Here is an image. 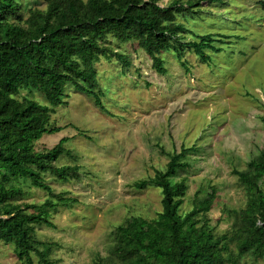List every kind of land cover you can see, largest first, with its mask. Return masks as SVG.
<instances>
[{
  "label": "rangeland",
  "instance_id": "374dc122",
  "mask_svg": "<svg viewBox=\"0 0 264 264\" xmlns=\"http://www.w3.org/2000/svg\"><path fill=\"white\" fill-rule=\"evenodd\" d=\"M172 1L161 0L159 5ZM21 2L25 19L31 9H46L40 0ZM195 10L193 19L179 20L195 34L223 40L213 43L220 52L207 49L210 58L202 62L187 50L186 67L173 52L164 53L168 72L163 76L136 43L111 40L131 65L124 69L114 59L97 64L106 110L69 90L66 105L51 118L53 127L64 130L35 143L40 152L69 138L65 147L71 155L56 165L79 167L78 177L67 182L42 174L54 194L73 201L52 214L55 228H35L36 239L47 244L49 258L57 264H95L98 259L119 264L114 254L117 227L133 217L153 221L163 210L161 189L135 187L165 171L169 158L162 150L193 148L185 159L188 168L171 178L173 183L185 179L188 185L181 214L192 210L197 192L204 197L216 187L209 218L216 233L224 234L233 227V211L245 207V190L234 171L246 170L264 151V0L202 1ZM26 96L47 104L40 94L27 91L17 99ZM48 198L28 185L20 203L42 204ZM34 261L38 264L37 257ZM0 264H21L12 244L0 241Z\"/></svg>",
  "mask_w": 264,
  "mask_h": 264
},
{
  "label": "trees",
  "instance_id": "16d2710c",
  "mask_svg": "<svg viewBox=\"0 0 264 264\" xmlns=\"http://www.w3.org/2000/svg\"><path fill=\"white\" fill-rule=\"evenodd\" d=\"M22 0H0V241L14 246L21 264H57L49 258L51 250L35 237L36 226L55 228L53 213L73 201L54 194L42 174L50 173L67 182L78 177V166H57L64 155H71L62 138L56 146L36 151L35 143L45 135L61 133L53 127L52 115L66 105L68 91L85 94L94 106L105 111L98 81L97 64L103 60L129 68V56L117 52L112 41L136 43L151 59L160 75L168 70L164 53L173 52L186 67L187 50L202 62L209 60L207 49L215 35L195 34L179 17L193 19L195 6L202 1L173 0L166 7L161 0H40L45 10L31 9L25 19ZM187 35H194L187 41ZM112 40V41H111ZM22 91L38 93L46 105ZM193 148L162 153L169 158L165 171L153 179L136 183L144 189H161L162 212L148 221L133 217L116 229L114 254L119 264H256L264 260V151L248 163L244 171L235 170L247 203L233 211V227L217 234L209 213L218 191L211 187L204 197L194 196L190 212L181 214L188 185L171 178L189 164L185 161ZM46 192L42 204L23 205L24 186ZM33 208L32 212L24 211ZM253 262V263H250ZM95 264H114L98 259Z\"/></svg>",
  "mask_w": 264,
  "mask_h": 264
}]
</instances>
